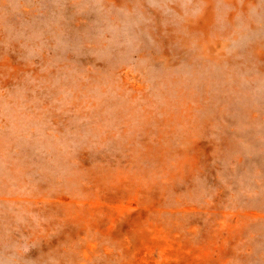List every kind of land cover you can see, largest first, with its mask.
I'll list each match as a JSON object with an SVG mask.
<instances>
[{
    "label": "clouds",
    "instance_id": "obj_1",
    "mask_svg": "<svg viewBox=\"0 0 264 264\" xmlns=\"http://www.w3.org/2000/svg\"><path fill=\"white\" fill-rule=\"evenodd\" d=\"M137 143L168 161L142 166L147 215L204 233L264 187V0H0V264H79L83 227L50 237L36 202L93 192Z\"/></svg>",
    "mask_w": 264,
    "mask_h": 264
},
{
    "label": "rangeland",
    "instance_id": "obj_2",
    "mask_svg": "<svg viewBox=\"0 0 264 264\" xmlns=\"http://www.w3.org/2000/svg\"><path fill=\"white\" fill-rule=\"evenodd\" d=\"M126 85L131 90L140 87L134 79H128ZM147 151L137 143L125 156L99 164L95 190H80L67 203L42 195L36 207L52 212L45 217L48 225L59 220L50 237L70 223L81 225L85 234L71 245L79 246V264H264V252L257 250L261 247L258 241L264 240V216L243 213L252 207L264 212V187L249 186L242 199L234 197L232 206L223 211L207 209V231L202 233L200 224L188 222L186 214L191 209L166 205L146 214L151 203L147 193L156 180L149 181L142 166H155L154 177L166 175L164 170L168 167L162 153L153 150L144 155ZM256 175H260L259 170ZM60 206L64 209L62 217L57 215ZM173 212L183 217L177 215L173 219ZM105 224L106 228L97 227ZM113 234L118 238L112 239Z\"/></svg>",
    "mask_w": 264,
    "mask_h": 264
},
{
    "label": "bare ground",
    "instance_id": "obj_3",
    "mask_svg": "<svg viewBox=\"0 0 264 264\" xmlns=\"http://www.w3.org/2000/svg\"><path fill=\"white\" fill-rule=\"evenodd\" d=\"M137 85V84H136ZM139 200V199H138ZM105 201V200H104ZM259 202H261L260 201V199H259ZM107 203H109V202H107ZM132 203V202H131ZM257 204V203H256ZM138 205V204H137ZM257 205H259V204H257ZM255 206V205H254ZM260 206V205H259ZM255 208V207H254ZM253 207L252 208H249L250 210H247V211H244L243 213H245V214H248V215H250V213H251V215H253V216H261V215H263L264 216V212H259L258 210H256V209H254ZM259 209V208H258ZM263 209V208H262ZM263 228V227H262ZM248 232V231H247ZM246 232V233H247ZM249 234H250V232H248ZM256 234L258 235V233L256 232ZM251 235V238L252 239H254V236H253V234H250ZM262 236H263V234H262ZM246 237V236H245ZM250 239V238H249ZM261 240V239H260ZM258 242H260V241H258ZM247 243V242H246ZM254 243H256V242H254ZM260 244V243H259ZM256 245V244H255ZM258 245V244H257ZM257 248H258V246H256ZM163 248V247H162ZM253 248V247H252ZM254 249V248H253ZM258 250V249H257ZM162 251H164V250H162ZM160 253H163V252H160ZM257 253V252H256ZM165 255V254H164ZM250 255H253V253L252 254H250ZM249 255V256H250ZM257 255V254H256ZM246 256H247V254H246ZM260 256V255H259ZM257 257V256H256ZM156 258V257H155ZM166 258V257H165ZM251 258V257H250ZM250 258H249V260H250ZM253 258V257H252ZM243 259V258H242ZM246 259V258H245ZM167 260V259H166ZM254 260V259H253ZM263 260V259H262ZM258 261V260H257ZM248 262V261H247ZM252 262H255V261H252L251 260V263ZM259 264H261V262L259 263Z\"/></svg>",
    "mask_w": 264,
    "mask_h": 264
}]
</instances>
